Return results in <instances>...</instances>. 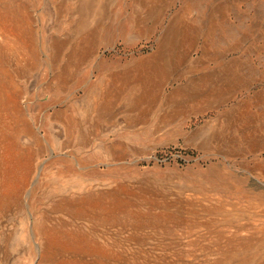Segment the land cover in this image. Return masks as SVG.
<instances>
[{
    "label": "rangeland",
    "instance_id": "obj_1",
    "mask_svg": "<svg viewBox=\"0 0 264 264\" xmlns=\"http://www.w3.org/2000/svg\"><path fill=\"white\" fill-rule=\"evenodd\" d=\"M0 264H264V0H0Z\"/></svg>",
    "mask_w": 264,
    "mask_h": 264
}]
</instances>
